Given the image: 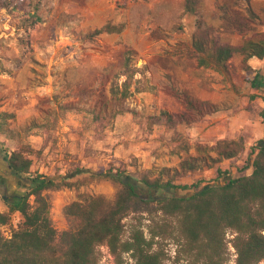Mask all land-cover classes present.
Masks as SVG:
<instances>
[{
  "label": "rangeland",
  "instance_id": "obj_1",
  "mask_svg": "<svg viewBox=\"0 0 264 264\" xmlns=\"http://www.w3.org/2000/svg\"><path fill=\"white\" fill-rule=\"evenodd\" d=\"M172 4L166 0H0V57L10 61L0 64V72L13 73L11 81L0 78V108L9 103L27 110L21 126L16 123L15 110L6 112L14 118L2 121L0 117V127L6 129L0 135V151L8 155L20 152L31 160L25 177L42 176L65 185L43 193L50 203L49 218L58 234L76 230L80 225L78 218L64 214L72 202L91 196L109 201L115 198L123 186L110 175L132 184L148 202L133 208L123 220L125 240L132 226H139L144 237L149 238L152 220L162 219L160 213L153 212L154 202L178 193L192 194L202 186L222 184L226 179L251 173L250 165L261 141L252 140L248 123L259 113L248 83L253 74L240 68L239 54L224 66L216 62L211 48L201 55L192 54L194 33L184 29L186 23L175 21L168 14ZM226 4L232 6L235 21L246 16L244 2L234 6L230 0H217L219 14L216 25L211 26V47L241 45L251 35L246 32L242 37L230 23L221 21L219 8ZM249 5L259 17V22L251 27L257 33L264 32V0H249ZM174 35L181 40L175 42ZM126 50L134 51L137 67H146L138 84L141 92L130 99L135 114L120 115L95 132L82 129V116L74 112H67L54 130L43 127L45 112L55 110L59 102L69 101L66 97L77 90L93 88L106 93ZM200 58L205 64L198 63ZM22 68L20 75L18 70ZM260 75L264 78V74ZM204 89L209 91L210 100L206 101L216 105L217 112L189 125L154 124L156 120L151 117L160 110L186 113L178 92L187 91L203 101L207 98L201 94ZM255 96L263 98L260 94ZM228 147L237 152L224 158ZM189 158H197L200 168L183 171L180 164ZM217 169L221 171L219 178ZM167 182L173 187L190 188L180 191L149 187ZM33 199H29L31 205ZM0 210L7 212L1 197ZM14 219L17 218L13 214L3 225L10 229L11 236L23 221L20 217L13 229ZM0 233L10 239L2 226ZM232 237L228 232L226 241ZM155 241L153 249L160 246L164 252L163 264H186L179 253L182 240ZM96 252L98 264L99 246ZM226 257V264H235L230 243ZM124 262L122 257L121 264Z\"/></svg>",
  "mask_w": 264,
  "mask_h": 264
},
{
  "label": "trees",
  "instance_id": "obj_2",
  "mask_svg": "<svg viewBox=\"0 0 264 264\" xmlns=\"http://www.w3.org/2000/svg\"><path fill=\"white\" fill-rule=\"evenodd\" d=\"M230 1L234 6L244 2L246 16L235 21L232 6L226 4L219 8L221 21L230 23L242 37L246 32L251 35L241 45L211 47L210 37L214 29L205 24L199 10L200 1L184 0V13L195 18L192 54L201 55L211 48L212 56L223 66L235 54H239L242 57L240 68L252 73L247 62L253 57L264 58V32L257 33L250 25L259 22V17L250 7L249 0ZM133 54V50L121 54L117 71L106 93L93 88L77 90L66 97L69 101L59 102L55 110L45 112L43 127L54 130L67 112H74L82 116V129L95 132L104 129L120 115L135 114L130 107V99L141 92L138 84L146 67H137L133 62ZM198 63L203 65L205 61L200 58ZM136 75L140 79H136ZM120 78L123 81L119 82ZM248 83L252 89L264 90V80L259 73ZM178 97L186 113L171 114L167 110H160L157 116L151 117L153 121L156 120L154 124L189 125L218 111L216 105L198 100L187 91L178 92ZM251 98L255 99L256 96L252 95ZM262 100L264 103V97ZM0 117L5 121L14 118V115L1 112ZM260 117L264 123V106ZM3 133H6V129L1 126L0 135ZM256 150L249 175L226 179L222 184L202 186L192 194L178 193L154 202L153 212L160 213L162 219L152 220L148 226V239L139 226H132L128 238L123 239V220L133 208L148 202L140 197L132 184L124 182L121 177L110 175L123 186L113 200L91 196L65 207L64 214L78 218L80 225L76 230L59 234L52 226L50 203L43 193L65 185H57V181L51 178L33 177L25 195L6 202L7 212L0 213V226L7 224L15 213H19L23 219L21 227L14 231L10 239H4L0 233V264H96V248L102 244L108 246L118 264H121L126 253H130L134 264H163L162 248L157 246L153 249L154 244H157L156 238L182 240L179 253L184 256L186 264H226L227 243L235 251V264H264V140L259 142ZM236 152L228 147L224 158H231ZM6 155L10 170L18 174L29 173L31 160L20 152ZM180 168L186 172L193 171L200 168V163L197 158H189L181 162ZM216 172L219 178L221 171L217 169ZM149 187L180 191L190 188L173 187L170 182ZM31 197L34 198L32 205L29 203ZM228 232L233 237L227 242Z\"/></svg>",
  "mask_w": 264,
  "mask_h": 264
},
{
  "label": "crops",
  "instance_id": "obj_3",
  "mask_svg": "<svg viewBox=\"0 0 264 264\" xmlns=\"http://www.w3.org/2000/svg\"><path fill=\"white\" fill-rule=\"evenodd\" d=\"M166 1L174 3V4H172L171 8L167 9L168 14L173 16L175 18V21L179 20L183 23H186L185 24L186 27L184 29L187 30V32H189L191 34L194 33V31H195V28H194L195 18L193 15L184 13V7H183L184 6V0H166ZM199 1H200L201 15L203 17L205 24L207 26L216 25L218 20L215 17L217 14H219L218 9H217L218 7H216L217 6L216 0H199ZM158 25L163 27L164 29H167L165 24H162L159 22ZM117 36H119V35L117 34ZM179 38H181V37H177L174 35L175 42H177L176 40H181ZM183 42H186V41H183ZM241 59H242V57L240 58V61H241ZM24 61H27V59L25 58ZM8 62L10 63V61L7 60L6 58L0 57V64H4V63H8ZM247 65L252 70L253 76L256 73L264 74V58L258 59V58L253 57V58L248 60ZM22 72H24L23 68L18 70V73L20 75L22 74ZM12 75H13V73H11L10 75L7 74V70L0 72V78H2V79L8 78L11 81V80H13ZM14 75H15V73H14ZM263 80H264V78H263ZM208 92L209 91H207L205 89L201 91V94L203 96H207V98L202 99L203 101L210 100V98L208 97V95H209ZM250 94H252V95L260 94L264 97V90H256V89L251 88ZM262 99L263 98L256 96V98L254 100H252V101H254L253 103L258 106V110H259V113L256 115V117H254V119L252 121H248L249 125L251 126L250 129H251V134H252V140H258V141L264 140V123H263L262 118L260 117V111L262 110V108L264 106ZM0 110L3 112H8V111L13 112L15 110L17 125L21 126L25 123L24 115H26V112H27L25 107L14 108V107L10 106L9 103H6V104L4 103L1 106ZM72 115H74V117L78 116L75 114H72ZM118 121H120V119H118ZM76 125H77V123H76ZM34 141L38 142L37 138H34ZM11 174L13 176H15L14 180L17 182L18 178L16 177V174H14V173H11ZM19 178H21V177L19 176ZM13 181H12V183H13ZM18 184H19V182H18ZM13 186L14 185L12 184V187ZM12 189H13L12 190L13 192H16L17 194L20 193V191H18L15 187ZM0 213H2V210H0Z\"/></svg>",
  "mask_w": 264,
  "mask_h": 264
},
{
  "label": "flooded vegetation",
  "instance_id": "obj_4",
  "mask_svg": "<svg viewBox=\"0 0 264 264\" xmlns=\"http://www.w3.org/2000/svg\"><path fill=\"white\" fill-rule=\"evenodd\" d=\"M11 173L16 174L18 178L17 182L14 180L15 176ZM26 175L27 174H18L10 170L8 168L6 152L0 151V197L4 200L5 204L8 201L23 197L29 190L31 187V178L25 177ZM19 176L21 178H19ZM12 184L14 185L13 187ZM14 187L20 191L19 194L12 191Z\"/></svg>",
  "mask_w": 264,
  "mask_h": 264
},
{
  "label": "built area",
  "instance_id": "obj_5",
  "mask_svg": "<svg viewBox=\"0 0 264 264\" xmlns=\"http://www.w3.org/2000/svg\"><path fill=\"white\" fill-rule=\"evenodd\" d=\"M19 215V216H18ZM14 216H16L17 219H14L11 221V227L13 229H16L17 228V224H18V220L20 218V214L19 213H15ZM2 229H5L6 232H8V238H11V233H10V229L7 227V226H2ZM7 235V233H6ZM99 251H100V259H99V262L98 264H118L116 261H115V258L113 257V255L111 254L109 248L107 245L105 244H102L99 246ZM123 259H124V263L123 264H133V261L131 259V256H130V253H126L123 255ZM128 262V263H126Z\"/></svg>",
  "mask_w": 264,
  "mask_h": 264
}]
</instances>
